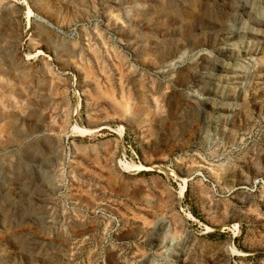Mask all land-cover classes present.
<instances>
[{
  "label": "rangeland",
  "instance_id": "rangeland-1",
  "mask_svg": "<svg viewBox=\"0 0 264 264\" xmlns=\"http://www.w3.org/2000/svg\"><path fill=\"white\" fill-rule=\"evenodd\" d=\"M0 264H264V0H0Z\"/></svg>",
  "mask_w": 264,
  "mask_h": 264
}]
</instances>
